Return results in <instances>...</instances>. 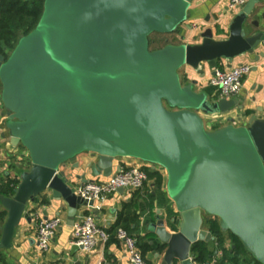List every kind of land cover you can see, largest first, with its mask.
<instances>
[{"label": "water", "instance_id": "1", "mask_svg": "<svg viewBox=\"0 0 264 264\" xmlns=\"http://www.w3.org/2000/svg\"><path fill=\"white\" fill-rule=\"evenodd\" d=\"M260 1L240 10L226 40L208 29L200 44L151 51L150 36L176 31L193 0H45L36 28L9 58L0 55L7 128L32 163L14 196L0 195L8 210L2 247H11L27 205L48 190L67 204L71 226L82 206H93L59 171L90 152L97 157L94 177L113 175L118 157L166 170L182 224L171 232L174 220L158 217L149 226L166 247L161 264H193V246L216 240L203 228L204 215L217 218L255 264H264V120L207 131L201 112L226 113L238 101L197 93L178 73L253 53L264 43V24L251 20Z\"/></svg>", "mask_w": 264, "mask_h": 264}, {"label": "crops", "instance_id": "2", "mask_svg": "<svg viewBox=\"0 0 264 264\" xmlns=\"http://www.w3.org/2000/svg\"><path fill=\"white\" fill-rule=\"evenodd\" d=\"M239 12L240 9L231 10L229 8V0H193L188 19L176 31L166 34L167 37L173 39V42H169L168 45L200 44L203 41L202 34L208 29L213 31L215 40H226L229 38L232 21ZM263 15L264 0H261L251 20H259L261 24H264ZM241 64L250 65L252 69L243 78L241 92L235 97L226 99L237 100V106L226 113L205 114L201 112L204 125L206 121L210 124H219L220 127L216 129L219 130L229 125L248 126L252 118L264 120V43L253 53L238 56L233 62L227 59L218 60L216 68L228 69ZM215 69L209 68L207 64H202L199 69L183 66L178 73L183 86L192 85L195 92L218 100L223 98L209 83ZM7 119L8 111L3 104L1 91L0 189L10 183L20 184L22 174L30 171L32 167L28 150L21 143L13 141L7 128ZM230 119L234 121L230 122ZM28 160L29 164L26 163ZM96 161V156L90 152H84L68 161L59 171L66 172L72 188L77 190L87 182L107 179L104 176L94 177L91 174L90 165ZM113 167L114 173L118 171V167H140L145 171L157 172L161 175L162 182L161 185H156L155 178H148L141 190L132 193L117 192L102 203L82 206L79 209L75 225L81 223L86 216H94L96 224L107 234L106 242H100L97 248L90 253L82 249L74 250L75 245H72V241L75 225H70L68 206L64 201L54 199L52 192L48 190L27 205L10 248H3L1 244L2 228L7 222L8 210L0 203V264H130L125 248L117 238V230L120 227L138 238V247L147 264H161L166 247L150 233L149 226L155 223L158 217L165 221L174 220L173 226L167 224L171 232H176L182 224L181 214L177 211L167 191V172L161 166H154L133 157H118L114 160ZM170 210L174 211V215H170ZM54 217H60L62 224L57 230L50 249L41 252L36 239L38 224L41 220ZM204 218L203 228L209 231L205 222L213 218L209 215H204ZM119 220H121L120 223ZM220 230L223 238L222 246L217 240L203 243L207 253L202 257L205 256L206 261L214 260L215 264H255L254 258L237 237L229 231H223L221 228ZM243 259H245L244 262Z\"/></svg>", "mask_w": 264, "mask_h": 264}, {"label": "built area", "instance_id": "3", "mask_svg": "<svg viewBox=\"0 0 264 264\" xmlns=\"http://www.w3.org/2000/svg\"><path fill=\"white\" fill-rule=\"evenodd\" d=\"M249 0H229L231 10H241ZM252 67L247 64L236 65L228 69H215L210 78V85L218 90L221 98L227 99L237 96L242 90V81L249 74ZM105 181L93 180L85 183L82 187L74 190L75 194L87 202H104L110 195L117 193L120 189L124 192H136L141 190L148 181L147 172L140 167L122 168L116 171ZM62 224L60 217L41 220L37 227V242L41 252L50 249L57 230ZM75 234L72 245L81 247L83 251L93 252L100 242L107 241V234L95 222L94 216L89 215L75 225ZM117 238L125 248L130 264H147L141 250L138 247L137 237L128 233L120 227L117 230ZM214 260L193 264H215ZM64 264V263H54Z\"/></svg>", "mask_w": 264, "mask_h": 264}, {"label": "trees", "instance_id": "4", "mask_svg": "<svg viewBox=\"0 0 264 264\" xmlns=\"http://www.w3.org/2000/svg\"><path fill=\"white\" fill-rule=\"evenodd\" d=\"M45 0H0V55L9 58L14 51L19 40L33 31L39 23L43 10ZM161 37L162 46L154 49H162L168 45V37L166 34L154 33L150 36V50L153 44L151 40L152 36ZM153 49L151 51H154ZM148 178H155L157 180L156 185H161L162 177L157 172H151L146 170ZM19 183L8 184L4 188L0 189V194L5 196H14L15 190ZM170 215H174V211L170 210ZM121 220H119L120 223ZM206 226L209 231L216 238L220 246L223 244V238L221 237V230L219 220L217 218L206 220ZM138 240V238H137ZM204 242L197 243L193 246L196 254V261L205 262L206 257H202L207 253L206 248L203 245Z\"/></svg>", "mask_w": 264, "mask_h": 264}, {"label": "rangeland", "instance_id": "5", "mask_svg": "<svg viewBox=\"0 0 264 264\" xmlns=\"http://www.w3.org/2000/svg\"><path fill=\"white\" fill-rule=\"evenodd\" d=\"M151 38H152L151 40L154 41L153 44H152V46H151V50H152V49L154 50V49H156V48H158V47H160V46L163 45L162 42H161V40H162L161 37L154 35V36H152ZM172 40H173V39H171V37H168V42H173ZM1 91H2V86H1V84H0V93H1ZM205 125H206V129H207V131H209V132H211V131H213V130H216L217 128L220 127L219 124H210V123L207 122V121H206ZM212 128H213V130H212ZM26 163L29 164V160H28Z\"/></svg>", "mask_w": 264, "mask_h": 264}]
</instances>
